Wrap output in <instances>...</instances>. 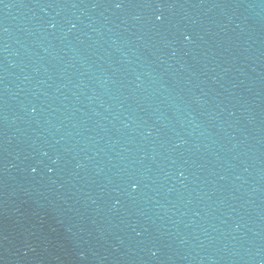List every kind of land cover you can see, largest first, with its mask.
I'll return each instance as SVG.
<instances>
[{
    "label": "water",
    "instance_id": "1",
    "mask_svg": "<svg viewBox=\"0 0 264 264\" xmlns=\"http://www.w3.org/2000/svg\"><path fill=\"white\" fill-rule=\"evenodd\" d=\"M0 264H264V0H0Z\"/></svg>",
    "mask_w": 264,
    "mask_h": 264
},
{
    "label": "clouds",
    "instance_id": "2",
    "mask_svg": "<svg viewBox=\"0 0 264 264\" xmlns=\"http://www.w3.org/2000/svg\"><path fill=\"white\" fill-rule=\"evenodd\" d=\"M157 19H159V17Z\"/></svg>",
    "mask_w": 264,
    "mask_h": 264
}]
</instances>
